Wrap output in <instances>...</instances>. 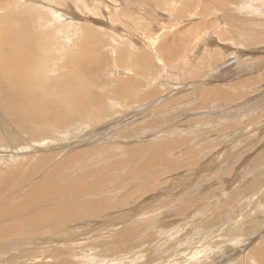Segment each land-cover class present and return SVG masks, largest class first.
Segmentation results:
<instances>
[{
	"label": "rangeland",
	"instance_id": "374dc122",
	"mask_svg": "<svg viewBox=\"0 0 264 264\" xmlns=\"http://www.w3.org/2000/svg\"><path fill=\"white\" fill-rule=\"evenodd\" d=\"M9 2L15 13L24 11L21 23L31 36L66 43L67 61L90 54L97 83L78 81L79 69L69 68L67 77L71 85L93 87L105 107L95 118L90 103L85 123L51 126L52 133L40 125L35 134L19 129L1 107L0 173L18 161L9 155L23 156L27 172L44 155L56 161L79 151L75 165L97 178L108 174L118 206L57 232L38 228L1 240L0 263L246 264L255 245L248 237L264 231V0H0V6ZM128 78L134 83L118 91ZM158 148L164 162L156 163ZM72 173L64 175L82 182ZM21 194L14 191L13 202H23ZM85 206L80 213L92 208ZM163 212L170 222L157 226ZM253 217L257 233H246Z\"/></svg>",
	"mask_w": 264,
	"mask_h": 264
},
{
	"label": "bare ground",
	"instance_id": "6f19581e",
	"mask_svg": "<svg viewBox=\"0 0 264 264\" xmlns=\"http://www.w3.org/2000/svg\"><path fill=\"white\" fill-rule=\"evenodd\" d=\"M1 4L3 5L0 6V9L5 13L0 18V23L3 24L1 26L2 33L0 32V109L2 107L3 113L8 119L15 122L19 129L28 131L29 134H35L40 125L45 128L50 127L48 129L52 133L51 130L54 128H51V126L63 129L75 125L78 121L85 123L90 110L87 106L90 103L97 106V109L95 108L92 111L95 118H100L98 113L103 111L105 106H99L100 96L94 88L90 85L83 88L81 84L77 83L71 85L69 82L72 80L67 77L70 72L69 68H74L79 69L77 72L78 81L83 80V78H90L95 81L94 83H97L99 77L97 78L94 72L99 69L97 70L91 64L90 61H93V58L90 57V54L86 60L80 55L81 57L78 60L67 61L68 47L64 41L60 43L59 38L50 37L51 44H54L51 46L46 37L41 39L40 35L31 36L26 22L21 23L25 16L24 11L21 12V10L17 14L15 13L14 4L10 2ZM38 18L42 21L44 17L39 15ZM17 20L19 23L16 22ZM46 21L48 22V19ZM47 22L42 24L46 26ZM58 31H62V29H58ZM60 38L63 37L60 36ZM52 49L59 52V54L55 55ZM121 53L123 54L122 51ZM134 56L138 59L144 57L139 54ZM58 76H63L64 79L60 80L57 78ZM133 81L132 78H128L124 81L125 84L118 87L117 90L120 92L127 90L134 83ZM46 143L45 140L41 144L47 145ZM0 147L6 146L0 145ZM160 149H157L159 158L156 163L164 162L165 157H163L164 154ZM79 153V151H75V155L69 154L67 159L57 158L56 161L54 155H44L37 159L38 161L36 160L35 164L27 169V172H24L25 159H22L23 156L20 154L9 155L11 157V159L8 158L9 161L15 162L18 160L19 162L14 163L17 164V168H13L14 164H11V170H9V166H6L0 173V196L5 198L4 205H6L3 211L4 218H1L0 215V241L8 242L17 237L21 238L26 233L25 230L34 233V230L38 228H54V232H57L64 227L65 223L86 220L96 216L100 217L105 213L104 211L112 208V205L118 206L117 199L109 195L110 176L103 173L104 175L97 178V174L93 172H82L81 169L85 167L75 165L78 160L77 157L81 155ZM69 165H71L72 170L69 169ZM138 168L142 170L143 166H138ZM117 170L120 171V168H117ZM66 171H73L72 176H75L78 181L82 180V182L73 183L69 181V176L64 175ZM89 179L92 181L91 183H87ZM139 190L143 192L145 187L142 186ZM10 191L11 193H9ZM14 191H17V193L21 191V195H23V192L26 193L23 202L18 204L13 202L15 201L12 196ZM111 191L114 192V188ZM69 193L79 195L71 196ZM8 196L10 197L6 198ZM84 197L89 198L90 201L82 200L81 198ZM6 199H8L7 202ZM86 204H91L92 208H89L86 214L80 213V209L85 208ZM120 205L121 203H119ZM169 214L163 212L157 216L156 225L166 226L170 222L168 219ZM227 218L230 217L225 216L224 220L227 221ZM105 219L114 220V218L110 219L109 217ZM253 220L254 217L251 221L248 220V223L251 222L252 226L245 225L247 226L246 233H257V226L260 222L257 219L256 222H253ZM114 222V225L121 223L118 220ZM144 226H147V224ZM123 232L125 234L127 231L124 230ZM259 233L260 235L256 236V239L248 237V241L255 243V245L252 247L251 244H248L251 249L248 251L246 264H264V231L262 230ZM31 235L35 234L29 236ZM13 259H16V257ZM4 264H13V262L8 260V263L5 262ZM14 264L28 263L27 261H15Z\"/></svg>",
	"mask_w": 264,
	"mask_h": 264
}]
</instances>
